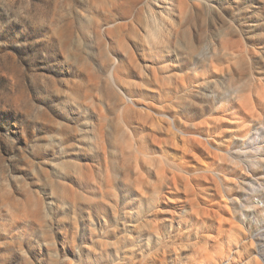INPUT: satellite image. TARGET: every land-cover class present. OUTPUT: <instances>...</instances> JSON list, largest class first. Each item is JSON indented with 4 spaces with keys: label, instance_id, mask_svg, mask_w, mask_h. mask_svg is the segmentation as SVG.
<instances>
[{
    "label": "rangeland",
    "instance_id": "obj_1",
    "mask_svg": "<svg viewBox=\"0 0 264 264\" xmlns=\"http://www.w3.org/2000/svg\"><path fill=\"white\" fill-rule=\"evenodd\" d=\"M260 1L188 0L197 6L194 30L216 42L243 17L259 18L254 7ZM164 5L0 0V264H264V167L258 156L264 146V21L242 40L250 55L238 56L234 80L216 76L211 97L194 100L193 116L181 118L191 133L216 136L214 128L223 122L216 121L215 109L230 114L228 100L246 90L263 124L258 134L249 128L246 144L225 143L221 151L209 146L206 153L172 128L156 132L152 120L157 127L163 123L153 111L147 118L144 105L159 111L157 95L143 88L135 69L122 66L123 44L135 48L131 34L138 18L164 11ZM212 76L204 71L205 82ZM206 104L213 110L202 115ZM247 152L255 157L250 167ZM161 170L187 176L189 187L181 179L178 189L162 185ZM184 192L198 195L205 226L190 218L182 228L162 225L150 240L127 233L134 226L127 210L137 215L164 208L173 203H161V197L183 198ZM206 253L213 261L201 262Z\"/></svg>",
    "mask_w": 264,
    "mask_h": 264
},
{
    "label": "bare ground",
    "instance_id": "obj_2",
    "mask_svg": "<svg viewBox=\"0 0 264 264\" xmlns=\"http://www.w3.org/2000/svg\"><path fill=\"white\" fill-rule=\"evenodd\" d=\"M157 1H162L165 4L164 8H162L164 11L148 13L147 16L138 18L137 26L131 34L135 48L133 49L127 42L121 43L126 53L122 66L125 69L129 68V71H131L130 68L135 69V75L143 83V88L150 92V94L157 95V100L160 104L158 105L160 107L159 111L155 110L152 103L144 105L147 118H149L150 111H153L156 114V118H160V121L165 124L158 125L157 127L156 122L152 120V126L156 127L157 133H161L164 130L171 132L172 128L177 133L189 137L196 146L206 151V153H209L210 147L221 151L225 143L229 145L233 141L246 144L247 139L251 138V134L248 131L249 128L252 127L254 130H257L255 134H258L259 127L263 124L262 115L256 112V106L246 90L239 92L238 95L228 100L229 104H226L230 105L229 109H232L230 114L224 115L223 113L225 112L222 109H215L218 115L216 121L220 120L221 123L223 122L222 127L218 125L214 128L216 131L218 129L220 131L216 136H213L212 132L204 130L196 134L191 133L187 130L189 125H187V122H182L183 119L181 118L185 116L188 121L193 116L192 111L195 109L194 100L211 97L207 92H210V87L214 85L213 83L216 80L213 79L216 76L226 75L234 80L236 66L241 61L238 56L243 55V57H248L250 55L248 51L241 49L243 47L242 40L245 39L247 33H251L259 26H263L264 1L258 2L256 7H254V12L259 14L258 17L260 19H251L253 15L245 16L246 18L243 17L239 24L233 23L228 32L219 34V40L216 42L208 40L206 36L201 37V34L197 33V30H194L196 26L198 27L199 22L195 18L197 6H191L188 0H170V3H167L165 0ZM207 6L210 7V5ZM246 8L249 10L247 6ZM251 12L249 11L248 14H252ZM249 19L250 21L248 22ZM135 49L139 51L140 59L136 57ZM118 69L117 63L114 62L112 66L113 73L111 75L113 79H115V76L119 78L117 75ZM199 69L203 70L201 75L198 73ZM207 70L214 74L209 82H205L203 78L204 71ZM130 74L127 73V75ZM194 79H196V83L193 85L191 80ZM259 96L261 97V101H263L264 87H262ZM209 110L213 109H208L207 104L206 106L203 105L201 107L202 115H205ZM126 124L128 125L129 123L127 122ZM149 137L154 144H157L156 134H150ZM101 141H104L102 136L100 137ZM98 145L100 147V143ZM101 149L105 155L106 149L104 145L101 146ZM259 149V163L264 167V146ZM246 157L249 159L248 163L250 167L255 157L251 152H247ZM179 171L184 175L189 174L183 168H179ZM210 173L218 176L213 171H210ZM237 173H239L238 170L236 171ZM140 174L141 172H139V176H141ZM157 174L161 177V184L168 188H171L173 185L175 189H178L180 179L183 180V185L186 188L190 185L187 176L185 178L180 177L177 173L169 175L170 173L164 170L158 171ZM130 177L131 172L127 171L125 178L130 181ZM208 178L215 180L213 176H209ZM184 193V197L178 199L168 196L161 197V203L165 204V200L173 203L170 206L169 204L168 206L167 204H163L164 208L155 206L148 209L147 212L137 213V215L127 210L124 213L126 215H124L125 218L134 221V226H127L129 227L127 233L132 235L133 238V235L136 233L138 239L150 240L154 237L155 233L160 232L162 225L167 223L173 227V223H176L180 228L186 225V221L190 218H194L197 223L205 226L206 222L202 220L203 217H198L201 214L198 195ZM177 203L179 204L177 205ZM225 205L227 206V203ZM261 205V202L255 204L256 207ZM217 222L221 224L220 220ZM144 234H149V237L145 238ZM124 238L126 239V237ZM158 238L162 241L165 240V237L158 236ZM168 238L172 240V235L168 234ZM127 239L131 240L132 238L128 236ZM209 239L210 236H207L206 240ZM203 249L204 247H200L199 250L202 251ZM237 253L238 251H236ZM205 261H213L207 253L205 257L201 258V262Z\"/></svg>",
    "mask_w": 264,
    "mask_h": 264
}]
</instances>
